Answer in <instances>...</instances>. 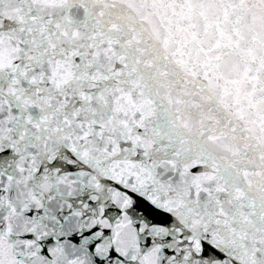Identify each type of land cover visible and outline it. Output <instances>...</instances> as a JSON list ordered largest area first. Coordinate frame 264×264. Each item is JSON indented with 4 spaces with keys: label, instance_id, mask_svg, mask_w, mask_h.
<instances>
[{
    "label": "snow or ice",
    "instance_id": "snow-or-ice-1",
    "mask_svg": "<svg viewBox=\"0 0 264 264\" xmlns=\"http://www.w3.org/2000/svg\"><path fill=\"white\" fill-rule=\"evenodd\" d=\"M0 264H264V0H0Z\"/></svg>",
    "mask_w": 264,
    "mask_h": 264
}]
</instances>
